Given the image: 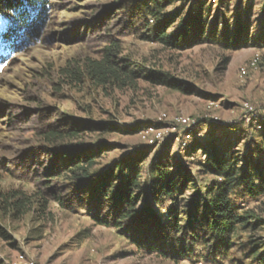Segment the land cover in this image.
I'll return each mask as SVG.
<instances>
[{"label":"rangeland","instance_id":"1","mask_svg":"<svg viewBox=\"0 0 264 264\" xmlns=\"http://www.w3.org/2000/svg\"><path fill=\"white\" fill-rule=\"evenodd\" d=\"M222 1L224 8L220 7ZM263 1L256 4L249 0H219L214 6L205 2L206 14L210 9L209 23L220 9L221 17L225 11L230 16L249 11L252 44L248 48L231 52L223 45L205 43L177 50L130 33L119 37L120 59L124 60L121 65H126L125 61L134 64L132 71H141L142 77L126 86H98L88 80L71 82L62 76L61 69L71 62L80 64L88 58H99V46L95 42L67 43L62 39L74 22H89L99 16V11L118 5L120 0H54V12L42 38L0 67V200L7 197L13 203L15 196L24 201L30 199L21 216L0 212L4 231L0 234V264H206L200 259L175 263L156 258V254H144L114 229L95 226L84 212H70L55 200L42 206L36 183L21 179L17 164L22 161L23 152L37 144L38 129L43 125L40 109L45 107L46 115L53 116L49 122L65 116L120 128L115 133L81 136L80 141L86 146H108L101 153L99 169H108L123 157L149 146L143 133L152 127L161 130L164 139L152 144L155 150L145 164L143 181L148 180L146 169L151 160L170 146L169 155L189 167L200 188L209 185L214 178L204 176L202 168L184 151L193 137L207 138L208 144L221 137V143L231 145L240 159L258 152L255 143H261L255 137L253 121L245 119L243 105L264 108V44L255 43L263 32ZM197 2L171 0L162 6L165 12L186 15L189 9L198 7ZM257 54L262 60L260 66L241 78L240 69ZM149 73L161 75L168 82L180 81L184 87L152 83L144 76ZM179 118L195 121L190 140H183L185 129L178 124ZM216 120L222 128L212 125L211 121ZM217 129L219 132H215ZM263 199L234 200L243 210H254L262 223L255 232L238 236V246L232 250L234 263L227 260L220 264H255L240 246L250 239L264 241Z\"/></svg>","mask_w":264,"mask_h":264},{"label":"trees","instance_id":"2","mask_svg":"<svg viewBox=\"0 0 264 264\" xmlns=\"http://www.w3.org/2000/svg\"><path fill=\"white\" fill-rule=\"evenodd\" d=\"M170 1L120 0L89 22H74L62 40L95 42L100 57L80 64L71 62L61 69L62 76L74 83L88 80L98 86L134 83L143 73L132 71L135 66L128 61L121 65L124 60L120 59L119 37L130 33L177 50L205 43L223 45L231 52L251 46L248 10L231 16L225 11L221 17L220 9L209 23L210 9L207 14L204 10L208 0H198V7L189 9L186 15L165 12L162 3L169 5ZM223 5L220 2V7ZM54 8V0H0V67L42 38ZM261 28L256 45L264 44V19ZM144 76L155 84L184 87L180 81L168 82L158 74ZM45 109H40L43 125L38 129L37 144L23 152L17 164L19 177L36 183L42 206L55 200L70 212H84L95 226L114 229L144 254H156V258L175 263L193 259L206 264L234 263L232 250L238 246V236L260 227L259 215L243 210L234 200L264 198V126L255 135L261 142L255 143L258 152L242 159L236 157L231 145L221 143V137L209 144L207 138L193 137L184 151L202 168L204 176L214 178L200 188L189 167L169 155L170 146L147 166V182L143 181V171L155 150L152 145L141 147L108 169H99L101 153L108 146H86L81 136L115 133L120 128L65 116L49 122L53 116H47ZM15 197L13 203L7 197L0 200V212H12L16 217L25 214L30 199ZM240 248L249 252L253 263L264 264V241L250 239Z\"/></svg>","mask_w":264,"mask_h":264},{"label":"built area","instance_id":"3","mask_svg":"<svg viewBox=\"0 0 264 264\" xmlns=\"http://www.w3.org/2000/svg\"><path fill=\"white\" fill-rule=\"evenodd\" d=\"M218 2L219 0H208V4L212 6H214ZM252 2H255L257 4V3L262 2V0H252ZM261 61L262 60H261L260 55L257 54L245 67H242L240 69V77L246 78L249 75L250 71L258 69ZM243 112L245 113V119L247 122L253 121L255 125L254 127L255 132L262 129V127L264 126V108L259 110L249 103H244ZM259 113H261V115ZM215 122H218V121L216 120ZM178 124L185 129L184 130L185 133L183 134V140L184 141L190 140L194 133V131L192 130V127L195 126V121H192L191 119H186V118H179ZM197 136L200 137L199 135ZM143 138L147 141L149 145L159 143L163 141L164 139L163 134L161 133V130H158L152 127H149L144 131ZM185 145L186 144H184V146ZM202 160H205V156L202 157ZM21 260H23V258H21ZM25 264H28V263H25ZM199 264H202V263L200 262Z\"/></svg>","mask_w":264,"mask_h":264},{"label":"crops","instance_id":"4","mask_svg":"<svg viewBox=\"0 0 264 264\" xmlns=\"http://www.w3.org/2000/svg\"><path fill=\"white\" fill-rule=\"evenodd\" d=\"M264 2V1H263ZM263 5V3H261Z\"/></svg>","mask_w":264,"mask_h":264}]
</instances>
